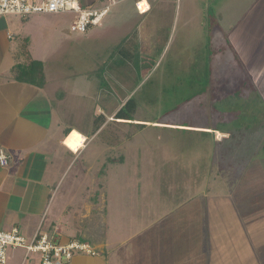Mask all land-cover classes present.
Instances as JSON below:
<instances>
[{
	"label": "rangeland",
	"instance_id": "374dc122",
	"mask_svg": "<svg viewBox=\"0 0 264 264\" xmlns=\"http://www.w3.org/2000/svg\"><path fill=\"white\" fill-rule=\"evenodd\" d=\"M135 1L112 6L101 25L83 33L71 31L76 17L71 12L5 17L8 27L0 29V36L7 53L1 55L0 80L14 61L24 68L36 64L40 73L32 79L43 77V94L55 101L62 120L88 135L99 127L62 190L74 177L79 193L84 192L81 159L93 164L98 174L95 198L106 195L108 237L121 239L111 258L124 252L120 264H204L207 252L206 264H263L260 92H252L251 80H246L243 95L250 113L240 117V125L231 117L225 127L220 124L230 137L212 144L205 182L200 174L192 179L186 172L185 156L194 147L188 142L198 141L196 133L166 124L215 126L221 121L207 115L206 101H187L209 84L213 36L220 40L215 32L220 11L231 0L159 1L147 13H139ZM223 74L233 79L226 80L224 94L227 86L244 81L231 66ZM130 98L135 121L124 122L115 114ZM207 185L209 195H192L203 193ZM183 191L192 198L181 201ZM139 225L144 229L139 231ZM137 247L142 249L138 261L129 256ZM11 248L8 264H21L25 249ZM157 248L164 250L168 263Z\"/></svg>",
	"mask_w": 264,
	"mask_h": 264
},
{
	"label": "crops",
	"instance_id": "0c3cea01",
	"mask_svg": "<svg viewBox=\"0 0 264 264\" xmlns=\"http://www.w3.org/2000/svg\"><path fill=\"white\" fill-rule=\"evenodd\" d=\"M107 1L84 0L85 4L93 6H102ZM138 1H135V5ZM146 1L151 7L149 11L153 10L156 2H169ZM219 20L221 23L215 32L220 40L216 41L213 36L215 54L211 55L210 70L207 74L209 84L199 91V95L189 99L187 105L193 101L202 105L206 101L210 108L208 110L211 111L207 115L221 117V121L215 126L166 123L171 128H179L188 133L195 132L198 136L196 143L188 142L189 148L194 147L185 156L187 161L189 160L187 165L189 164L190 168H186V172L192 179L201 175L204 182L212 166V144L223 143L230 137V132L222 129L220 124L225 127L226 124L238 121L239 125L240 117L250 113L247 95H243V91H246V80H251L252 92H260L264 103V0H231L223 13L220 11ZM5 27L8 25L5 18H2L0 29ZM8 38L12 37L8 35ZM3 45L4 41L0 36V61L1 55L7 53V48ZM14 63L9 68L5 66L6 75L3 74L0 80V150L9 156L7 165L0 164V230L17 228L27 240L41 233L49 234L61 244L71 240H83L90 242L98 251L95 255L77 254L68 264H120V257L124 252H117V259L111 258V255H115L116 246H119L121 239L116 241L108 237L106 195L102 194L101 200L95 198L98 174L95 173L93 164L85 157L81 159L86 179L82 182L84 192L79 193L78 179L74 177L62 190L64 181L84 156L99 128L88 135L89 133L82 129L64 122L57 112L55 101L49 100L43 94L46 82L39 86L17 80L13 70ZM230 66L236 75H242L239 78L244 81L234 88L227 86V92L224 94L226 80H233L225 79L223 74ZM239 89H242V92L236 97ZM230 97L233 98L231 103L223 104L224 99ZM251 100L253 101L254 97ZM239 104L242 107H239ZM74 130L86 138L83 147L77 151L66 144V139ZM220 134L223 136L218 138ZM192 165L194 167H191ZM207 188L208 185L203 188V193L200 191L192 195L207 196L211 190ZM184 194L185 196L181 194V201L192 198L188 192ZM163 213L168 214L167 211ZM262 213L264 222V207ZM248 219L249 217H246V220ZM143 229L144 227L139 225V231ZM167 244L168 242H165L163 245ZM140 249L137 247L135 252L129 254L132 260L136 256L138 261L142 251ZM156 252L168 263L164 250L157 248ZM204 254L206 264L208 253ZM262 260L264 264V255Z\"/></svg>",
	"mask_w": 264,
	"mask_h": 264
},
{
	"label": "built area",
	"instance_id": "2783aa9c",
	"mask_svg": "<svg viewBox=\"0 0 264 264\" xmlns=\"http://www.w3.org/2000/svg\"><path fill=\"white\" fill-rule=\"evenodd\" d=\"M123 0H108L102 6L85 4L83 0H0V19L9 15L27 18L36 13H75L76 17L71 24V31L83 33L91 27L101 25L112 6ZM139 0L136 3L139 13L150 10L141 8ZM12 37V34H9ZM9 156L0 150V164L7 165ZM24 248L25 255L21 264H68L77 252L95 255L97 249L87 241L71 240L66 244L59 243L47 233L36 235L27 240L17 228L0 230V264H8V248Z\"/></svg>",
	"mask_w": 264,
	"mask_h": 264
},
{
	"label": "trees",
	"instance_id": "16d2710c",
	"mask_svg": "<svg viewBox=\"0 0 264 264\" xmlns=\"http://www.w3.org/2000/svg\"><path fill=\"white\" fill-rule=\"evenodd\" d=\"M13 70L15 72L16 79L19 80V81H25V82L33 83V84H36V85H39V86H43V84L45 82L44 80H42L43 77H42L41 80H35L34 78L32 79V76L34 77V76L38 75V72L40 73V70L37 69V65L36 64L26 65V67L24 68L23 66H21V64L18 63V64L14 65ZM241 92H242V89H239L237 91V93L235 94V96L236 97L240 96ZM191 98L192 97H190L189 99H191ZM232 99L233 98H231V97L228 98V99L227 98L224 99L223 104L231 103ZM239 107H242V106L239 104ZM135 110H136V106L132 105V99L130 98L118 110V112H116L115 116H116L117 119H121L124 122H129V121H132V120L135 121V119L133 118V113H134ZM240 124L241 123H239V125ZM96 128L98 130L99 127H96ZM206 133H209V132H206ZM211 159H212V155H211Z\"/></svg>",
	"mask_w": 264,
	"mask_h": 264
},
{
	"label": "bare ground",
	"instance_id": "6f19581e",
	"mask_svg": "<svg viewBox=\"0 0 264 264\" xmlns=\"http://www.w3.org/2000/svg\"><path fill=\"white\" fill-rule=\"evenodd\" d=\"M85 141L86 138L84 137V135L79 131L74 130L66 139V144L73 150L77 151L79 148L83 147Z\"/></svg>",
	"mask_w": 264,
	"mask_h": 264
},
{
	"label": "clouds",
	"instance_id": "9594fccd",
	"mask_svg": "<svg viewBox=\"0 0 264 264\" xmlns=\"http://www.w3.org/2000/svg\"><path fill=\"white\" fill-rule=\"evenodd\" d=\"M139 12V11H138ZM148 12V11H147Z\"/></svg>",
	"mask_w": 264,
	"mask_h": 264
}]
</instances>
